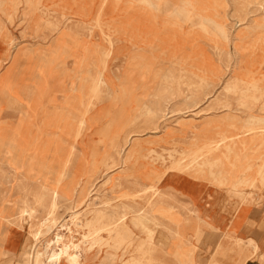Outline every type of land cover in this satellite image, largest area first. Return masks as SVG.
Masks as SVG:
<instances>
[{
  "label": "rangeland",
  "instance_id": "1",
  "mask_svg": "<svg viewBox=\"0 0 264 264\" xmlns=\"http://www.w3.org/2000/svg\"><path fill=\"white\" fill-rule=\"evenodd\" d=\"M199 197L204 215L184 206ZM131 204L145 232L132 214L137 236L125 227L112 255L86 258V211ZM263 207L264 0H0V264L58 233L88 264H128L136 250L214 264L222 240L246 264L236 247L264 242L249 217ZM186 219L211 237L206 250L182 235ZM233 221L253 228L237 237Z\"/></svg>",
  "mask_w": 264,
  "mask_h": 264
},
{
  "label": "bare ground",
  "instance_id": "2",
  "mask_svg": "<svg viewBox=\"0 0 264 264\" xmlns=\"http://www.w3.org/2000/svg\"><path fill=\"white\" fill-rule=\"evenodd\" d=\"M60 29V28H58ZM68 38V37H67ZM70 39V38H69ZM81 82H85L84 80H82ZM88 82V81H86ZM82 88V86H80ZM77 88V87H76ZM156 111V110H155ZM158 111V110H157ZM54 112V111H53ZM26 113V112H25ZM31 116V115H30ZM55 117V116H53ZM52 121V120H51ZM30 123V122H29ZM21 125V124H20ZM30 125V124H29ZM54 125V123H53ZM25 126V125H24ZM21 127V126H20ZM26 129V128H25ZM24 129V130H25ZM9 130V128H8ZM7 131V130H6ZM21 131V130H20ZM48 131V130H47ZM50 132V131H49ZM27 133V132H25ZM18 136V135H16ZM231 139V137H230ZM21 140V139H20ZM24 140V139H23ZM128 139H126V143H127ZM130 141V140H129ZM128 141V142H129ZM22 142V141H21ZM25 142V140L23 141ZM56 141H54L55 143ZM26 144V142H25ZM260 144V143H259ZM27 146V145H26ZM49 147V146H48ZM51 147V146H50ZM49 147V148H50ZM51 149V148H50ZM64 150V149H63ZM69 151V150H68ZM122 151V150H121ZM120 151V153H121ZM133 151L131 150L130 152H128V154L126 155V160L125 163L128 165L131 162L132 159V155H133ZM52 152V151H51ZM72 152V151H71ZM60 153V152H59ZM66 153V152H64ZM62 156V155H61ZM70 156V155H69ZM250 156V155H249ZM253 156V155H251ZM24 157V156H23ZM47 157H49L47 155ZM64 157V155H63ZM67 157V156H66ZM104 158V157H103ZM107 158V157H106ZM52 159V158H51ZM124 159V158H123ZM55 160V159H53ZM67 160V159H66ZM80 160V159H79ZM72 162V161H70ZM102 163V162H101ZM71 164V163H70ZM96 164V163H95ZM94 164V165H95ZM68 165V164H67ZM116 165V164H115ZM29 167H31V164L29 163L28 165ZM71 167V166H70ZM74 168V167H73ZM94 168V167H93ZM95 169V168H94ZM118 169V168H117ZM122 169V168H121ZM130 171L132 172V167L129 168ZM33 171L32 168L29 169V173H31ZM49 171L51 172L50 168ZM72 171V169H71ZM114 171V169H113ZM230 171V170H229ZM84 173V172H83ZM91 173V172H90ZM96 173V172H94ZM111 173V172H110ZM72 174V173H71ZM74 174V173H73ZM76 174V173H75ZM105 175V174H104ZM109 176V175H108ZM89 177V176H88ZM93 177V176H92ZM137 177V176H134ZM90 178V177H89ZM109 178V177H108ZM115 178V177H114ZM8 179V178H7ZM245 179V178H244ZM75 180V179H74ZM73 180V181H74ZM118 180V179H117ZM91 181V180H90ZM112 182V181H111ZM9 183V182H8ZM77 183V182H76ZM105 183V182H104ZM45 188H48L49 186L46 185H42ZM80 188V187H79ZM122 188V184L120 182H117L114 184L113 186V190L111 191L112 193L117 194L119 191H121ZM124 188V187H123ZM73 189V188H72ZM81 189V188H80ZM93 189V188H92ZM91 189V190H92ZM239 186L238 185H233L232 186V190L235 193H241L239 190ZM148 190V189H147ZM49 191L53 193H56V191H52L49 189ZM20 192V191H19ZM88 193V192H86ZM47 194V193H46ZM126 194V193H125ZM57 195V194H56ZM90 194H88L87 196L89 197ZM132 195V194H130ZM256 195V194H255ZM124 196V195H123ZM54 197V196H53ZM91 197V196H90ZM119 197V196H118ZM117 197V198H118ZM121 197V196H120ZM127 197V195H126ZM133 198V197H132ZM43 199V198H42ZM86 199V198H85ZM88 199V198H87ZM91 199V198H90ZM129 199V197H128ZM253 199V198H252ZM43 201V200H42ZM49 201V200H48ZM82 202V201H81ZM183 202V201H182ZM197 202V201H196ZM194 204V206L192 207V205H190V203H184V206L186 209H190L191 212H195L201 215L205 214V210L204 208H202L200 206V202ZM9 203V202H8ZM15 203V202H14ZM36 203V202H35ZM84 203V202H83ZM80 204V203H79ZM90 205H88L89 207ZM105 206V205H104ZM22 207V206H20ZM238 205H235V209H237ZM54 208V207H53ZM155 207L153 206L152 209L150 210V214L152 215V217L155 220H158L159 222H161V220L163 218H169L170 220H172V217L170 216V213L168 211H166L165 209H163L162 207H158L156 208V215L153 212V209ZM23 209V208H22ZM30 209V208H29ZM248 209H250V201L247 199L246 196H244V198L242 199L241 202V206H239V211L242 210L243 213L240 216L243 217V215L245 216V214L247 213ZM53 210V209H52ZM33 211V209H32ZM31 211V212H32ZM87 214L92 216L91 219H87L86 220V227L85 229L90 230L89 234H85L84 237V242L88 244V249H86V258H90V253L94 252L95 250H97L98 253H102L101 257L99 258H103L105 256V254H111L113 252H115L112 249V239H118L122 241V234L121 231L123 228L126 227V231L129 232L130 235H136V230L137 227L135 224H133L132 222L133 219L130 220V217L132 214H138L141 218V221H145L146 222V226L143 227L144 232L147 229L149 224V219L141 214V210L139 208V206H137L135 204L134 205H128L125 206L123 205L122 208L120 209V214L118 217H115V215L113 217H110V213L108 215V217L106 218L107 215L103 214L102 211L100 210H93V209H88ZM26 213V212H25ZM22 214V213H21ZM33 214V213H32ZM31 214V215H32ZM27 215V214H26ZM74 215V214H73ZM72 215V217H73ZM193 215V213H192ZM48 216V215H47ZM105 216V217H104ZM107 219V221H111V223H105L103 221H105V219ZM74 218V217H73ZM136 218V217H135ZM139 218V217H138ZM46 220H49L46 219ZM85 220V219H84ZM240 220V219H239ZM23 221V220H22ZM83 221V220H82ZM138 221V220H137ZM48 222V221H47ZM78 222V223H77ZM200 221H196L195 224L196 226L192 225V221L191 219H186L183 223H182V235L184 237H188L190 234L193 235V239L195 241L196 247L199 251L203 250L201 249V247L206 246L203 243H206L207 241L211 240V237H208L206 234H203L202 230H201V224L199 223ZM81 223V218H77L75 224L78 226ZM100 223V225H98ZM140 223V222H139ZM44 224V223H43ZM48 224V223H47ZM46 224V225H47ZM42 225V224H41ZM45 225V226H46ZM55 226V225H54ZM75 226V225H74ZM129 226V227H128ZM224 226V225H223ZM53 227V226H52ZM37 228V226H36ZM49 228V227H48ZM76 229V228H75ZM237 229L238 227L235 226L234 229V233H237ZM34 230V229H33ZM52 230V228L50 229ZM49 230V231H50ZM48 231V233H49ZM40 232V231H39ZM37 232L34 236H35V240L37 241L40 237V233ZM76 237V236H75ZM216 240V239H215ZM70 241H68V239L66 238L65 235L63 234H56L53 239L47 243V246L45 248L44 251L41 250H36V247L34 248V252H25L22 251L21 252V264H33L32 259L35 258L34 264H61L63 261L67 262V264H88L86 259H83V255H82V251L75 245V243L71 242V244H69ZM1 241H0V246H1ZM208 244V243H207ZM211 244V243H210ZM208 244V245H210ZM251 245L252 248L254 249H258L257 247V242L255 240H251V242L249 243ZM80 247V246H79ZM36 251V253H35ZM215 251V250H214ZM222 251H228L231 254L234 255L233 251L231 250V248L229 247L228 243L224 242V240H222L221 243H217V248L216 251L214 253L210 252V247H209V258H211L210 256H213L212 260L215 258H218L219 261L214 262V264H221V258L223 257ZM133 257L128 259V264H166L165 260L163 259H157V258H149V256L147 254H143L140 251L136 250L133 253ZM176 260L178 262H180L178 260V258H185V255H181V252H178V249L176 250ZM215 261V260H213ZM181 263V262H180ZM98 264H104L103 260L100 261Z\"/></svg>",
  "mask_w": 264,
  "mask_h": 264
},
{
  "label": "crops",
  "instance_id": "3",
  "mask_svg": "<svg viewBox=\"0 0 264 264\" xmlns=\"http://www.w3.org/2000/svg\"><path fill=\"white\" fill-rule=\"evenodd\" d=\"M197 202H200V197L198 198ZM196 202V203H197ZM238 209H236L235 211L237 212ZM249 217L251 218V221L253 222V226L255 225L256 219H260V222L258 224V230H261L264 228V207L262 208L260 213H255L254 211L249 215ZM233 215H231V219L229 220L228 224H230V221L232 220ZM256 218V219H255ZM262 219V220H261ZM227 224V225H228ZM232 224H234L235 226L238 224L237 222L233 221ZM231 225V224H230ZM253 226H251L250 224H246L243 226V228L241 230H239V228L237 229V237L238 235L240 237H243V230H251L253 228ZM225 230H229V228L227 227ZM221 231V233H223L222 229L218 230ZM240 231V233L238 232ZM264 231V230H263ZM250 238V237H248ZM253 238H251L252 240ZM254 240V239H253ZM256 241V240H255ZM210 241H207L206 243H203L205 245H208L207 243H209ZM257 242V252L252 253L251 248L247 247V248H243V249H238L235 246V240L232 243L233 247H236L238 253L244 254L246 252V256L248 257L246 260V264H264V242L262 241H256ZM205 247L207 246H203V250H206ZM215 249V248H214ZM214 249L210 248V252H213ZM254 249V248H253ZM256 250V249H254ZM223 257L221 258V264H238L239 263V258L234 257L233 254H231L228 251H222Z\"/></svg>",
  "mask_w": 264,
  "mask_h": 264
}]
</instances>
